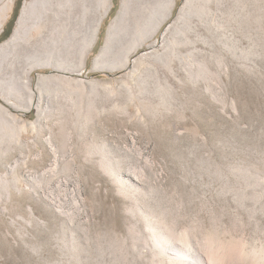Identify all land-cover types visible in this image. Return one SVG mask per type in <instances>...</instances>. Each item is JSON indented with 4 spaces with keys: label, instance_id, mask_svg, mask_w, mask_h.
<instances>
[{
    "label": "rangeland",
    "instance_id": "obj_1",
    "mask_svg": "<svg viewBox=\"0 0 264 264\" xmlns=\"http://www.w3.org/2000/svg\"><path fill=\"white\" fill-rule=\"evenodd\" d=\"M133 1L0 0V264H264V0Z\"/></svg>",
    "mask_w": 264,
    "mask_h": 264
},
{
    "label": "bare ground",
    "instance_id": "obj_2",
    "mask_svg": "<svg viewBox=\"0 0 264 264\" xmlns=\"http://www.w3.org/2000/svg\"><path fill=\"white\" fill-rule=\"evenodd\" d=\"M135 1V0H134ZM133 1V2H134ZM149 1V0H148ZM155 2L154 6H152V8L154 9V7L160 3L159 8L161 9L160 13L162 12L163 16L162 17H167L170 15L173 6H174V0H153ZM126 2L127 0H122L121 2V8L119 9L117 16L114 18L113 23L111 24L109 30H115L116 27H118L121 23H123V18L124 16L127 14L128 12V8L126 7ZM147 2V1H146ZM189 3V2H187ZM142 4V3H141ZM140 4V5H141ZM112 5V0H32V2H26L24 5V8L21 12V15L18 19V21L16 22V27L14 32L12 33L11 37L9 38V40L6 43H10L14 44L16 42L20 43L19 41L21 40V37L24 33H22V28L23 26H25V24H27L30 15H37L36 19L34 20V23L36 25V23H41L42 21H44V19L49 18V15L51 13V11H56L54 17L58 20V25L61 26V31H63L64 33H68L72 36H70V38L72 37V40H75L77 38V35H80L84 29L82 27H87L88 29H90L91 27V22L93 23V28L91 31V41L96 40L95 37L97 36V32H98V27H99V23L101 20L97 21H93L95 17V8L98 9L99 13L101 14L100 11V7H103V14H101V18L103 16H105L110 7ZM135 5V4H134ZM138 5V4H137ZM150 5V4H148ZM142 6V5H141ZM195 6V5H194ZM136 7V6H135ZM143 7V6H142ZM158 7V6H157ZM146 8V7H145ZM151 8V9H152ZM138 9V7H137ZM149 9V8H148ZM147 9V10H148ZM152 9V10H153ZM41 10V11H39ZM102 10V9H101ZM127 10V11H126ZM139 10V9H138ZM142 10V9H141ZM158 10V9H157ZM150 11V10H149ZM159 12V11H158ZM97 13V12H96ZM99 13H97L99 15ZM145 13V12H144ZM157 13V12H156ZM135 14V13H134ZM147 14V13H146ZM149 14V13H148ZM142 16L144 17V15L142 14ZM97 18L99 16H96ZM100 18V19H101ZM158 18V17H157ZM166 18V19H167ZM31 19V18H30ZM139 19V18H138ZM142 19V18H141ZM156 19V18H155ZM147 20V19H145ZM151 20V19H150ZM153 20V19H152ZM137 21V20H136ZM141 21V20H140ZM139 21V22H140ZM32 22V21H31ZM94 22H96V24H94ZM138 22V21H137ZM138 22V23H139ZM146 22V21H145ZM128 23V22H127ZM132 24V22H130ZM144 23V22H142ZM151 23V22H150ZM149 23V24H150ZM162 23V22H161ZM160 23V24H161ZM156 26H158V22L155 23ZM138 25V24H137ZM136 26V25H135ZM30 27V26H29ZM132 27V26H131ZM151 27V26H150ZM27 28V27H26ZM133 28V27H132ZM142 28V27H141ZM148 28V27H147ZM159 28V27H158ZM119 29V28H118ZM149 29V28H148ZM26 30V29H25ZM132 30V29H131ZM154 30V28H153ZM157 30V29H155ZM154 30V32H155ZM89 31V30H88ZM119 31V30H118ZM134 31V30H133ZM28 32V31H26ZM137 32V31H135ZM134 32V33H135ZM90 33V32H89ZM143 33V32H142ZM146 33V32H145ZM45 34V33H44ZM47 34V33H46ZM88 34V33H87ZM139 34V33H138ZM137 34V35H138ZM26 35V34H25ZM124 35V34H123ZM83 36H85V34H83ZM131 35H129L130 37ZM135 35H133L134 37ZM132 37V36H131ZM25 38V37H24ZM88 38V37H86ZM121 38V37H120ZM124 38V36H123ZM80 39V38H79ZM36 39H33V41ZM65 40V39H64ZM111 40V37L109 38L108 41ZM113 42V41H112ZM17 43V44H18ZM91 43V42H90ZM3 44V43H2ZM73 44V43H72ZM114 44V43H113ZM24 45V44H23ZM22 45V46H23ZM29 45V44H28ZM27 45V46H28ZM64 45V44H63ZM61 45V46H63ZM69 45V44H68ZM60 46V47H61ZM77 46V45H75ZM8 47V46H7ZM18 47V46H17ZM16 47V48H17ZM36 47V46H35ZM34 47V48H35ZM51 47V46H50ZM3 49V47H1ZM79 48V47H78ZM29 49V48H26ZM31 49V48H30ZM42 49V48H41ZM65 49V47H64ZM83 49V48H82ZM5 50V49H4ZM18 50H20V47L18 48ZM36 51V48L34 49ZM72 50V49H71ZM7 51V50H5ZM3 51V52H5ZM11 51V49H10ZM60 51V50H59ZM2 52V54H3ZM44 52V51H43ZM38 53V52H37ZM56 53V52H54ZM59 53V52H58ZM69 53V52H68ZM103 53V51H102ZM1 54V52H0ZM10 54V53H9ZM5 55V54H4ZM32 55V52H31ZM66 55V54H65ZM36 56V55H35ZM0 57H5L3 55H0ZM37 57V56H36ZM15 58V57H14ZM49 58V57H48ZM46 58V59H48ZM9 59V57L7 58ZM12 59V58H11ZM28 59V58H27ZM82 59V58H81ZM11 61V60H10ZM81 61V60H80ZM26 62V61H25ZM1 63V62H0ZM12 63V62H11ZM31 63V61H30ZM33 63V62H32ZM37 63V62H36ZM31 65V64H27ZM35 66V65H34ZM30 67V66H29ZM27 68V67H26ZM32 68H30L31 70ZM28 75V74H27ZM26 76V75H25ZM17 77V76H15ZM43 77V76H42ZM23 78V77H22ZM26 78V77H24ZM29 78H26V80ZM41 79V78H40ZM31 80V78L29 79ZM28 81V80H27ZM42 81V80H41ZM51 81V80H50ZM22 83V82H21ZM39 83V82H38ZM18 84V83H17ZM23 84V83H22ZM27 84V83H26ZM25 84V85H26ZM2 85V84H1ZM24 85V87H25ZM22 87V86H21ZM23 88V87H22ZM26 88V87H25ZM29 88V87H28ZM32 103V102H31ZM174 245V244H173ZM140 253V252H139Z\"/></svg>",
    "mask_w": 264,
    "mask_h": 264
},
{
    "label": "crops",
    "instance_id": "obj_3",
    "mask_svg": "<svg viewBox=\"0 0 264 264\" xmlns=\"http://www.w3.org/2000/svg\"><path fill=\"white\" fill-rule=\"evenodd\" d=\"M7 46H8V47H7ZM10 46H13V44L10 45V43H5L4 46L2 45V47H3L2 50H4V49H5V50H8ZM5 50H4V51H5ZM1 55L6 56V55H8V54H5V55H4V54H1Z\"/></svg>",
    "mask_w": 264,
    "mask_h": 264
}]
</instances>
